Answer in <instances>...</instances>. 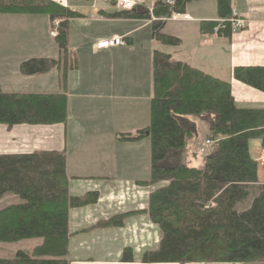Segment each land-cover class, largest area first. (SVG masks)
<instances>
[{
    "label": "trees",
    "instance_id": "1",
    "mask_svg": "<svg viewBox=\"0 0 264 264\" xmlns=\"http://www.w3.org/2000/svg\"><path fill=\"white\" fill-rule=\"evenodd\" d=\"M201 1L157 0L150 8L142 7L139 18L151 21L155 42L177 47L178 39L159 33L162 22L172 14L183 15L188 4ZM215 2L218 20L202 23V34L230 39L232 0ZM133 11L123 14L134 17ZM0 15L46 16L51 26L57 23L54 43L61 59H28L19 65L22 76L61 69L64 80L68 71L75 70L68 65L72 57L68 11L60 3L0 0ZM232 77L264 94V67H236ZM151 80L147 127L115 137L119 142L149 141L150 174L143 186L150 192L143 214L160 238L155 250L141 255L140 263H264V182L258 180L260 162L252 159L248 149L249 141L259 140L264 151V109L237 107L230 83L159 51L152 53ZM67 115L65 94H16L0 89V125L7 128L65 124ZM202 124L205 129L200 130ZM203 130L207 151L197 155L199 168L190 167L184 154L191 142L200 141ZM65 163L64 152L0 155V201L11 198L0 209V245L41 241L29 251L17 250L0 258V264H70L68 212L95 204L98 194L70 196ZM127 216L100 221L90 230L121 226ZM133 260L132 251L124 249L121 261Z\"/></svg>",
    "mask_w": 264,
    "mask_h": 264
},
{
    "label": "crops",
    "instance_id": "2",
    "mask_svg": "<svg viewBox=\"0 0 264 264\" xmlns=\"http://www.w3.org/2000/svg\"><path fill=\"white\" fill-rule=\"evenodd\" d=\"M54 1L68 11V23L75 19L96 25L88 35L83 31L82 35L70 37L69 33V47L76 49L72 53L75 58H71L77 61L78 69L68 71L64 80L61 69L22 76L19 65L28 59H61L52 26L46 16L0 15L5 18L1 26L23 31L16 35L0 29V89L16 94H65L67 121L11 129L0 125L10 130L4 133L12 141L7 144L9 147L0 149V155L64 152L69 195L98 194L95 204L68 212L70 264H142L140 257L148 250L149 230L153 226L143 214L150 192L149 187L143 186L150 174L149 141L119 142L115 137L133 134L149 123L152 53L162 52L175 62L230 83L237 107L264 109V94L232 77L236 67H264V0H232V11L245 22V27L230 39L202 34V23L218 20L215 0L188 4L183 14L186 19H167L159 29L160 34L178 39L177 47L152 39L150 21L139 18L142 7L133 11L134 17H128L116 10L114 0H91L87 4ZM156 1L148 0L147 6ZM113 36L122 38L124 46L94 49L97 42ZM89 63L92 70L86 75V68L85 78H81ZM200 133L203 137L205 131ZM250 144L261 152L259 140L249 141L248 149ZM187 150L186 161L199 168L202 163L196 159L198 156L194 157L192 145ZM258 180L264 182V171L258 173ZM5 200L9 202L11 198L2 199L1 207L7 203ZM120 215H128L121 226L90 230L98 222ZM128 248L134 260L123 263L122 252Z\"/></svg>",
    "mask_w": 264,
    "mask_h": 264
},
{
    "label": "rangeland",
    "instance_id": "3",
    "mask_svg": "<svg viewBox=\"0 0 264 264\" xmlns=\"http://www.w3.org/2000/svg\"><path fill=\"white\" fill-rule=\"evenodd\" d=\"M78 1H80V0H74V2L82 3V4H87V3L91 2V0H81V2H78ZM151 1H153V0H151ZM3 19H5L4 16H0V22L4 23L3 22ZM70 23L73 24V27H71ZM70 23H68L70 25V27H71V28L69 27V33L71 34L70 37H74L75 35H82L84 33L83 31H85V34L88 35L90 32H93L94 29H96V25L93 24L92 22H87V23L83 24V23L77 22L75 19H72V21H70ZM150 24H151V21H150ZM3 27L4 26H1L0 25L1 31L3 30L4 32H8V31L14 32L16 35H20V33L22 31V30L20 31L17 28L14 29L13 26H11V28L10 27H8V28L7 27H4L3 28ZM56 27H57V23H54L53 26H52L53 39L56 36ZM70 30H71V32H70ZM81 32H83V33H81ZM5 35H7V33H5ZM68 52L75 53L76 52V49L73 50L70 47H68ZM72 56L75 58L74 55H72ZM68 60H69L68 61V65L70 64L72 67L75 68V70H77L78 69V67L76 65L77 64V61L74 62V60H72V58H70ZM88 61H90V60H88ZM91 62L92 63H96V61H94V60H91ZM72 63L74 64V66H73ZM86 68L88 69V71L86 72V75H87L88 73H90L89 71L92 70L91 69V64L89 63V64H86L84 66V72L82 73L81 78L84 77ZM8 129H11V128H8ZM202 129H205V126L203 124L200 125V130H202ZM9 131L10 130H7V129L4 130L0 126V149H5V148L9 147L7 144H10L12 142L10 140L11 137L10 136H7L5 134V133H8ZM191 143L188 146V149L191 148V145H192V152H193L194 157L197 156V155H200V157H202L203 155H205V153L207 151V147H206V145H205V143L203 141V137H200V141L199 142L197 141V142H193V144H191ZM249 150H250V156L253 157V158H256L260 162L259 174L261 175L262 171H264V159H262V155H261L262 152L258 153L259 147H253L252 144H250ZM187 152H188V150L184 154L185 160H186V156L188 154ZM200 157L198 156L196 159L201 160ZM186 164L188 166H190V167L193 166V165H191L189 163V161H186ZM194 166L196 167V165H194ZM4 202H7V200H5ZM0 208H1V203H0ZM159 238H160V233H159L158 229L156 227L154 228L153 226H150V230H149V239H150L149 241H150V243H149V247H148L147 252H150V251H153V250L156 249L157 243L159 241ZM37 245H39V241L38 240L24 241V242L15 244V245H0V258H4L8 254H12L13 252H15L17 250H28L29 251V250L33 249L34 247H36ZM256 264H264V263H256Z\"/></svg>",
    "mask_w": 264,
    "mask_h": 264
},
{
    "label": "built area",
    "instance_id": "4",
    "mask_svg": "<svg viewBox=\"0 0 264 264\" xmlns=\"http://www.w3.org/2000/svg\"><path fill=\"white\" fill-rule=\"evenodd\" d=\"M148 0H114V5L117 11L120 13H128L132 12L134 9L138 7H148L147 6ZM170 2V1H169ZM150 8V7H148ZM186 19L183 15H177L172 14L170 16V20H177L179 18ZM229 23L231 25V34L238 33L245 27V22L238 17V15L232 11L231 13V19L229 20ZM217 30V28L214 29V32ZM124 46V43L122 41V38L113 36L110 39H105L97 42L94 46L95 50H106L114 47ZM262 159H264V151L262 152Z\"/></svg>",
    "mask_w": 264,
    "mask_h": 264
}]
</instances>
